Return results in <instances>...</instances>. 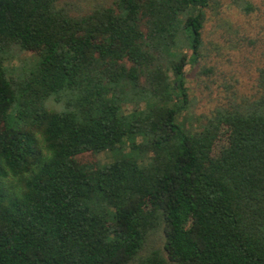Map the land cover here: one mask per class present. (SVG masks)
<instances>
[{
	"label": "trees",
	"instance_id": "obj_1",
	"mask_svg": "<svg viewBox=\"0 0 264 264\" xmlns=\"http://www.w3.org/2000/svg\"><path fill=\"white\" fill-rule=\"evenodd\" d=\"M59 1L0 0V264H264V66L256 96L177 119L213 0ZM13 46L39 56L20 79ZM128 139L141 161H76Z\"/></svg>",
	"mask_w": 264,
	"mask_h": 264
},
{
	"label": "rangeland",
	"instance_id": "obj_2",
	"mask_svg": "<svg viewBox=\"0 0 264 264\" xmlns=\"http://www.w3.org/2000/svg\"><path fill=\"white\" fill-rule=\"evenodd\" d=\"M242 1L213 0V10L206 11L199 56L184 77L187 103L177 117L187 129L201 128L216 107L250 99L259 92L258 69L264 66V0H244L254 6L249 11L240 8ZM111 3L112 0L59 1V5L72 16L87 13L97 5L111 6ZM184 52L190 53L187 48ZM38 62V55L17 46L3 53L5 73L14 79L33 71ZM169 76L171 78L170 73ZM47 103L49 108L57 106L56 103ZM133 105L129 102L123 109L128 111ZM12 107L9 110L11 125ZM134 139L136 142L141 140L140 137ZM132 140H126L113 150L82 153L76 161L85 166L101 165L123 156L141 161V154L128 145Z\"/></svg>",
	"mask_w": 264,
	"mask_h": 264
}]
</instances>
